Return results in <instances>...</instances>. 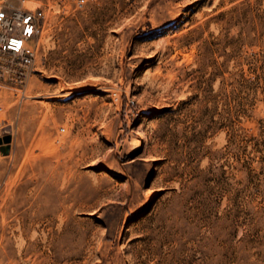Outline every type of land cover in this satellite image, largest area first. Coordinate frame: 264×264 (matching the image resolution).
<instances>
[{
    "label": "rangeland",
    "instance_id": "1",
    "mask_svg": "<svg viewBox=\"0 0 264 264\" xmlns=\"http://www.w3.org/2000/svg\"><path fill=\"white\" fill-rule=\"evenodd\" d=\"M24 7L46 17L26 75L0 53V264H264V0Z\"/></svg>",
    "mask_w": 264,
    "mask_h": 264
},
{
    "label": "built area",
    "instance_id": "2",
    "mask_svg": "<svg viewBox=\"0 0 264 264\" xmlns=\"http://www.w3.org/2000/svg\"><path fill=\"white\" fill-rule=\"evenodd\" d=\"M86 2L78 0V5ZM24 3L25 0H19L18 5L8 0L0 2V53L17 61L23 69L21 75L36 63V40L43 32L46 17L42 8H26Z\"/></svg>",
    "mask_w": 264,
    "mask_h": 264
},
{
    "label": "bare ground",
    "instance_id": "3",
    "mask_svg": "<svg viewBox=\"0 0 264 264\" xmlns=\"http://www.w3.org/2000/svg\"><path fill=\"white\" fill-rule=\"evenodd\" d=\"M140 148V144L138 143L137 145H136V147H135V149H139ZM52 199H50V201H49V204H51L52 202ZM50 206L48 205L47 206V208H49ZM49 210H51V209H49ZM52 215H53V212L51 213ZM68 242H69V240H68ZM72 247V246H71Z\"/></svg>",
    "mask_w": 264,
    "mask_h": 264
},
{
    "label": "water",
    "instance_id": "4",
    "mask_svg": "<svg viewBox=\"0 0 264 264\" xmlns=\"http://www.w3.org/2000/svg\"><path fill=\"white\" fill-rule=\"evenodd\" d=\"M11 140V138H8L7 142H9Z\"/></svg>",
    "mask_w": 264,
    "mask_h": 264
}]
</instances>
